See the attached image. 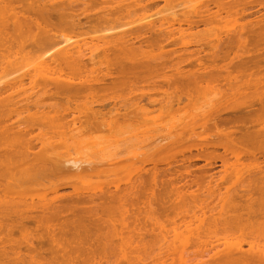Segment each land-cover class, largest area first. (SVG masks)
Listing matches in <instances>:
<instances>
[{
	"label": "bare ground",
	"instance_id": "obj_1",
	"mask_svg": "<svg viewBox=\"0 0 264 264\" xmlns=\"http://www.w3.org/2000/svg\"><path fill=\"white\" fill-rule=\"evenodd\" d=\"M153 1L0 0V259L264 264V21L247 40L251 24L221 14L228 1L210 0L214 12L208 1L183 0L182 19L154 27L159 19L143 20ZM137 21L142 32L134 26L140 34L125 37ZM200 25L208 29L200 33ZM144 29L153 34L143 37ZM192 45L209 50L194 54ZM201 96L208 100L196 107ZM240 106L247 117H236ZM224 109L229 117H220ZM128 129L147 145L112 160L123 164L102 170L62 156L72 145ZM198 161L206 171L220 162L223 175L193 171ZM159 163L172 173L158 171ZM92 178L101 184L97 194L78 186ZM63 188L72 193L60 194ZM30 238L40 240V250Z\"/></svg>",
	"mask_w": 264,
	"mask_h": 264
},
{
	"label": "rangeland",
	"instance_id": "obj_2",
	"mask_svg": "<svg viewBox=\"0 0 264 264\" xmlns=\"http://www.w3.org/2000/svg\"><path fill=\"white\" fill-rule=\"evenodd\" d=\"M72 1H74V0H71V2ZM172 1V0H171ZM171 1H169L171 4H169L168 3V1H167V3L168 4H166L165 2V0H157V2H156V0H154L153 2H151V5L153 4V6H151V10H154V11H151L150 13H146L147 15L149 14V18L148 19H143L144 21H145V23L147 24V25H151V23L149 22V23H147L148 21H152V23H155L154 21H157L158 19V21H157V23H155V25L153 24V25H151V26H157L158 24H160V22H163V21H166V20H168V21H171L172 20V16H174V17H176V18H178L179 16H181V18L180 19H182V15H183V13H182V11L183 10H185L186 9V7H188L189 5H191V0H186L187 2L188 1H190V3H189V5L187 4V2L186 1H183V0H173L172 2L174 3V5H173V3L171 2ZM196 1H198V0H196ZM205 1H210V0H205ZM204 1V2H205ZM212 1V0H211ZM210 1V2H211ZM224 1H225V3H226V1H228V3H226V5H224V4H221L222 6H223V8H224V6L226 7V8H224V10L222 9L221 11H223V13H221V14H223L224 16H226L225 15V12L227 11L228 13H229V15H227V17L229 16L230 18H233V17H236V18H238L241 22H243V23H249V24H251L252 26H253V24L252 23H254V24H258V22H262V21H264L263 19H264V0H242L241 1V3H243L242 4V7L241 8H239L238 9V5L236 4V3H238V1H240V0H223L222 1V3H224ZM232 1V2H231ZM233 1H235V2H233ZM175 2H178V4L176 3L175 4ZM183 2H185V3H183ZM207 2V3H208ZM209 2V3H210ZM157 3V4H156ZM181 3V4H180ZM212 3V2H211ZM208 4L209 6H215V5H213V4ZM214 3V2H213ZM232 3V5H233V7L234 6H236L237 7V9H236V7H234V11L235 10H237V11H235L233 14L232 13H230V11H232L233 12V8L232 7H230V6H232V5H230ZM236 5H235V4ZM240 3V4H241ZM259 3L262 5H259ZM184 6H183V5ZM205 4H206V2H205ZM173 8H169L168 9V7H170V6ZM177 5V7H175ZM192 5H193V3H192ZM230 8H229V7ZM80 7V6H79ZM100 7V6H99ZM157 7V8H156ZM185 9H184V8ZM213 7H211V10H212V8ZM239 7H240V5H239ZM244 7H246V8H244ZM155 8V9H154ZM167 8V9H166ZM202 8V7H201ZM217 7L215 6L214 8H213V10L212 11H214L215 9H216ZM230 9V11H228V9ZM177 9H181L180 11H178ZM202 9H204L205 10V8H202ZM226 9V10H225ZM232 9V10H231ZM240 9H242V10H240ZM247 11V13H245V10ZM99 10V9H98ZM161 10V11H160ZM206 10H207V8H206ZM217 10V9H216ZM215 10V11H216ZM174 13H173V12ZM211 11V12H212ZM214 11V12H215ZM220 11V12H221ZM94 12H97L98 13V15H97V17L99 16L100 17V13L97 11V9L94 11ZM101 12V11H100ZM154 12V13H153ZM157 12V13H156ZM181 12V13H180ZM184 12V11H183ZM205 12V11H204ZM204 12H203V16L204 17H207L206 16V13H205V15H204ZM210 12V13H211ZM239 14H238V13ZM96 13V14H97ZM142 13V12H141ZM141 13L138 15V17H137V20H139V18L142 16L141 15ZM154 15H153V14ZM209 13V14H210ZM213 13V12H212ZM250 13H252V14H250ZM92 14H93V12H92ZM102 14V13H101ZM150 14H152V15H150ZM159 14V15H158ZM182 14V15H181ZM255 14V15H254ZM262 14V15H261ZM89 15H91V14H89ZM95 14H93V15H91L92 17H95L94 16ZM141 15V16H140ZM208 15V14H207ZM223 15H222V17H223ZM230 15H233V16H230ZM238 17H237V16ZM239 15H241L240 16V18H239ZM251 15V16H250ZM165 16V17H164ZM168 16H170V17H168ZM244 16H246L247 17V19L244 17ZM259 16V17H258ZM261 16V17H260ZM167 17V18H166ZM191 17H193V16H191ZM249 17V18H248ZM134 18V17H133ZM133 18H130L131 20H133ZM224 18V17H223ZM226 18V17H225ZM252 18L254 19V20H252ZM129 19V18H128ZM127 19V20H128ZM249 19V20H248ZM256 19H258V20H256ZM261 19V21H259ZM84 20V19H83ZM142 20V22H143V24H144V21ZM247 22H246V21ZM252 20V21H251ZM125 21V20H124ZM135 21H136V19H135ZM251 23H250V22ZM126 22V21H125ZM142 22L139 24V22L137 21V23L138 24H135V25H132L131 27H132V29H131V27H129V30H130V32H129V30L127 29V28H123L122 29V31H125V29L126 30H128L127 32H126V35H125V37L127 36H131V34H132V36L131 37H135V36H137V34L136 33H138L139 31H137V32H135V27H138V25L140 26L141 24H142ZM142 24V25H143ZM142 25L140 26V27H142ZM146 25V26H147ZM178 26V24L176 23L175 24V26ZM251 25H249V26H247V28H246V33H247V35H246V33H245V35L244 36H246V39L248 40V39H250V37L248 38V34H251L250 36H251V39L250 40H253V39H256V38H254L255 37V35H252L254 32L253 31H255V27H257V26H259L260 24H258V25H254L253 27H254V29H250V27H251ZM135 26V27H134ZM143 26H145V25H143ZM176 26V27H177ZM134 27V28H133ZM152 28V29H155V28ZM158 27V26H157ZM186 27V26H185ZM205 27H207V26H205ZM204 27V25H200L199 26V28L201 29L202 28V30H201V32L200 33H203L204 31L203 30H206V29H208V27L207 28H205ZM249 27V28H248ZM253 27H251V28H253ZM134 29V30H133ZM138 30H140L141 28H137ZM148 29H150L149 27H148ZM152 29L150 30V32L149 31H147L146 29H144L143 31V37H147V36H149L150 34H153L152 33ZM200 29H196V31L198 30V31H200ZM259 28L257 27L256 28V31L258 30ZM110 30V29H109ZM134 31L135 32V34L136 35H134L133 36V34L134 33H132V31ZM111 31V30H110ZM109 31V32H110ZM141 31V30H140ZM120 32V31H119ZM142 32V31H141ZM194 32V31H193ZM107 33V34H106ZM105 33V35H110L109 33H108V31ZM111 33V32H110ZM123 33H125V32H123ZM122 33V34H123ZM192 32H190L189 33V35L191 34ZM112 34V33H111ZM138 34H140V33H138ZM176 35H177V33H175ZM231 34V33H230ZM221 35H222V37L224 38V39H226V38H228V36H229V34H223V33H221ZM228 35V36H227ZM120 35L118 34V36H117V34H116V37H119ZM140 36H142V35H140ZM186 36L187 37H189L187 34H186ZM232 36V34L230 35V37ZM145 37V38H146ZM206 37H209V36H206ZM212 37V36H211ZM263 37V36H262ZM213 38V37H212ZM261 39V38H260ZM263 39V38H262ZM210 40H212V39H210ZM264 40V39H263ZM261 41V44L259 43V45H262L263 43H264V41H262V40H260ZM250 42V41H249ZM251 43V42H250ZM252 44H253V41H252ZM251 44V45H252ZM249 46H248V48H253L252 46H250V44H248ZM264 45V44H263ZM199 48V49H201L199 46H195V45H192V46H189V49L190 48H192V49H190V51H189V49H188V52H192V53H194L195 54V52H196V54L197 53H199L200 52V50H198V49H196V48ZM256 47H258V46H256ZM174 48V47H173ZM177 48V50L178 51H183V50H185L186 48H183V49H181V46H179V47H176ZM179 48H180V50H179ZM193 48H194V50L196 49V51H194L193 50ZM259 48H261V47H259ZM263 48H264V46H263ZM263 48H261L262 50H264ZM168 48H166V50H167ZM169 49H171V48H169ZM192 50V51H191ZM197 50H198V52H197ZM206 50H209V49H205L204 48V50L202 51V52H200L201 54H203V52L204 51H206ZM233 51V50H232ZM245 50H242V52H244ZM208 52L209 51H207V53H206V55L208 54ZM234 52H236V51H234ZM234 52H232V53H234ZM241 53V52H240ZM200 54V55H201ZM201 56H203V55H201ZM208 56V55H207ZM203 57H205V56H203ZM97 61L99 60L98 58L96 59ZM188 64V63H187ZM187 64H185L184 66L182 65V67L183 68H185V71L186 70H189V69H195V67H196V62L195 61H192V65L194 66V67H192V68H188V65H189V67L191 66V63H189L188 65ZM184 70V69H183ZM108 81V80H107ZM219 85H222V84H219ZM219 85H215V87L216 88H220L219 87ZM221 89V88H220ZM222 89H223V86H222ZM219 90V89H218ZM220 91V90H219ZM202 97V96H201ZM212 98V97H211ZM208 100V98H199V100H198V102H197V104H196V107H201L202 105H204L205 103H206V101ZM217 103H219V102H217ZM219 106H217V108L218 107H221L222 106V104L220 105V104H218ZM228 105V104H227ZM243 106H240V108L238 109V111H237V114L236 115H238V113L239 112H241V109L244 111V107L242 108ZM255 107V106H254ZM222 108H224V107H221L220 109H222ZM246 108V107H245ZM258 108V107H257ZM214 109H215V107H213V109H211V110H213L214 111ZM255 109V108H254ZM217 111H220L219 109H216ZM215 110V111H216ZM249 108H248V112H249ZM214 111V112H215ZM224 111V112H223ZM222 111V113H224L223 115H219L220 117H229V111L227 112V113H225V109ZM214 112H210V113H214ZM233 112V111H232ZM247 112V109H246V111H245V113ZM216 113V112H215ZM242 113V115H244L245 113L244 112H241ZM156 114V113H155ZM220 114V113H219ZM240 114V113H239ZM247 114V113H246ZM217 116V114H215V117ZM219 116H218V118H219ZM222 117V118H223ZM237 118H244V117H247V116H241V114L239 115V116H236ZM169 118V117H168ZM168 118H166L165 120H167ZM221 118V119H222ZM169 120V119H168ZM166 122V121H165ZM169 123H170V121H169ZM168 122L166 123V124H168V125H170ZM160 124V123H159ZM161 125V124H160ZM163 126H164V124H163ZM157 128V126L156 125H154L153 126V129L155 130ZM166 131L167 130H165L163 133H162V135L163 134H165L166 133ZM142 136V135H139L135 130H132V129H128V130H122V131H119L118 133H116L114 136H112V137H100V138H98V139H95V140H90V141H86V142H84V143H82V144H79V146L77 147L76 145V147L75 148H73L74 147V145H72L71 147L72 148H70L69 149V151H63L62 152V156L63 157H65L66 159H70V160H76V161H82V162H85V161H88V162H92L93 163V165H95V166H98V167H101V169L102 170H105V169H109V168H113V167H115V166H117V165H120V164H123V163H112V160H114L116 157H118V155L119 154H122V153H125V152H128V151H132V152H136V151H142L143 149H144V146H146L145 145V143H140L139 142V140L142 138H140V139H138L137 140V137L138 136ZM154 135H157V133H154ZM93 141L95 142V143H93ZM96 141H97V143H96ZM221 151L222 150H219L218 152L219 153H221ZM85 165H86V163H84ZM141 163H138V165H140ZM169 163H159V167H158V171H160L159 170V168L160 169H162V170H164L165 171V173H168L170 170H171V167H170V170L168 171L167 170V167L169 168V166H166V165H168ZM206 163L205 162H203V161H198L197 163L196 162H194V163H191V165H192V168H193V171H195L194 169H199L200 167L203 169V167H204V165H205ZM146 167L147 168H149L150 169V167L152 168V165L149 163V164H147L146 165ZM162 167V168H161ZM165 167V168H164ZM146 168V169H147ZM173 168V167H172ZM181 169H183V170H185L184 168H181ZM189 169H190V171L192 172V170H191V167H189ZM205 169V168H204ZM202 170L203 172H205L206 170ZM167 170V171H166ZM221 170H223L222 169V164L220 163V162H218V163H215V167L214 168H211V170H208L210 173V175H211V177H213V178H216L215 180H217V177L218 178H220V174L221 175H223L222 173V171ZM197 171V170H196ZM200 171V170H199ZM198 171V172H199ZM208 171H206V173L208 172ZM162 173H164L163 171H161ZM160 172V173H161ZM171 173H172V170L170 171ZM201 173V174H205V173ZM193 173V172H192ZM197 173V172H196ZM195 173V174H196ZM200 173H198L197 175H199ZM208 173H207V176L209 175ZM212 174H214V176L212 175ZM160 175V174H159ZM162 175V174H161ZM160 175V177H162ZM121 176V175H120ZM168 176H169V174H168ZM168 176L165 174L164 175V177H166V178H163L164 180H168V179H170V178H168ZM206 176V177H207ZM216 176V177H215ZM122 178H120L119 177V180H117L116 182H120V183H118L119 185H121V187H123V185H124V183H125V178H123V176H121ZM169 177H171V175L169 176ZM209 177V176H208ZM207 177V178H208ZM161 178V179H162ZM168 178V179H167ZM212 178V179H213ZM162 179V180H163ZM186 180V179H185ZM98 180L97 179H95V178H92V179H87V180H85L84 182H82V183H78V186L79 187H83V188H86L87 190H90L89 192H93V194H97V192H99V190L100 189H98L99 188V186L101 185H99V184H97L98 182H97ZM187 181V180H186ZM185 181V182H186ZM111 183V182H110ZM181 183H183V181H181ZM159 185H160V183H159ZM104 185H102L101 187H103ZM113 185H110V187L109 186H107L106 184H105V186L103 187L104 188V191L106 190V189H112V190H114V188L112 187ZM106 188V189H105ZM94 190V191H93ZM107 191V190H106ZM87 192V191H86ZM95 192V193H94ZM72 193V189L71 188H63L61 191H60V194H64V195H67V194H71ZM99 194V193H98ZM101 194V193H100ZM99 194V195H100ZM105 194H106V192H105ZM98 195V196H99ZM69 203L71 204L72 202L71 201H69ZM18 234V236L16 237V235ZM21 234H19V232L18 233H16V234H14V237H15V239L16 240H18V239H21L22 240V238H20L21 236H20ZM19 237V238H18ZM35 237H37V236H35ZM37 240V239H36ZM23 241V240H22ZM30 241H32L33 242V244L36 246V249H37V247H38V249L40 250V244H39V242L38 241H40V240H38V241H35V238L32 240L31 238H30ZM35 241V242H34ZM43 241V240H42ZM7 243V242H6ZM24 243V245L23 246H21V251L22 250H24L22 253H24V254H26L27 253V251H26V249H27V247H26V243L25 242H23ZM39 244V245H38ZM42 244V243H41ZM46 245H44V242H43V247H42V249L41 250H43V251H45V250H47L49 247L47 246V243H45ZM88 244H90V243H88ZM87 244V245H88ZM86 245V247H88ZM3 245L2 244H0V250H2L3 249V247H2ZM12 247L11 246V244L10 245H8L7 246V248H6V253L9 251V253L8 254H10V250L8 249V247ZM93 246L94 245H89V248H91V249H93ZM153 246H155V247H153V248H155V249H153L152 251H154V250H156L157 252H158V246L157 245H153ZM157 246V247H156ZM6 247V245L4 246V248ZM9 247V248H10ZM14 247V246H13ZM25 247H26V249H25ZM96 247V246H95ZM94 247V249H96ZM189 248V247H188ZM247 248V247H246ZM37 249V250H38ZM190 249V248H189ZM191 249H193V248H191ZM8 250V251H7ZM156 251H154V252H151L152 254H155V253H157ZM5 252V251H4ZM42 252V251H41ZM1 253V252H0ZM12 254V253H11ZM42 254H43V252H42ZM48 254V255H47ZM4 256V255H3ZM8 256V255H7ZM45 258H47L48 256H49V253L48 252H46L45 253ZM47 256V257H46ZM0 257H2V256H0ZM5 257V258H4ZM3 258H1L0 260H2V261H4L3 259H6L5 260V262H7V264H15V263H13V262H11V260L10 261H8L7 260V258H6V256H4ZM13 256L11 255V256H9V258H12ZM8 258V259H9ZM97 258V257H96ZM99 258V257H98ZM109 259V262L108 263H106V261L104 262V260H103V258H102V260H101V258L100 259H97V260H95V261H97V262H101V263H99V264H115L116 262H118V261H120L121 263H122V261H121V259H120V256L118 257V258H115V257H112V256H110V258H108ZM108 259H105V260H107L108 261ZM118 259V261H115V260H117ZM95 261H92V263H89L90 262V260L88 261V264H94V263H97V262H95ZM94 262V263H93ZM4 263V262H3ZM21 264H23L22 262H20ZM65 263H70V262H64V263H62V264H65ZM121 263H119V264H121ZM169 263V262H168ZM1 264V263H0ZM6 264V263H5ZM16 264H18V263H16ZM46 264V263H45ZM71 264H75V263H71ZM79 264V263H78ZM80 264H83V263H80ZM118 264V263H117Z\"/></svg>",
	"mask_w": 264,
	"mask_h": 264
}]
</instances>
